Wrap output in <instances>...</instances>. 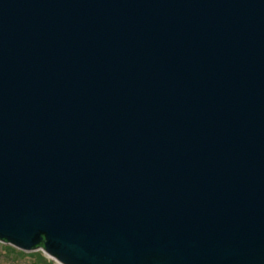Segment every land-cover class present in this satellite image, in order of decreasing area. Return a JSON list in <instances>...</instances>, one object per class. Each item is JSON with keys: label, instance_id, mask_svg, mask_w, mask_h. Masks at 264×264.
<instances>
[{"label": "water", "instance_id": "water-1", "mask_svg": "<svg viewBox=\"0 0 264 264\" xmlns=\"http://www.w3.org/2000/svg\"><path fill=\"white\" fill-rule=\"evenodd\" d=\"M0 241L264 264V0H0Z\"/></svg>", "mask_w": 264, "mask_h": 264}, {"label": "rangeland", "instance_id": "rangeland-1", "mask_svg": "<svg viewBox=\"0 0 264 264\" xmlns=\"http://www.w3.org/2000/svg\"><path fill=\"white\" fill-rule=\"evenodd\" d=\"M0 264H60L44 250L24 251L11 243L0 241Z\"/></svg>", "mask_w": 264, "mask_h": 264}]
</instances>
